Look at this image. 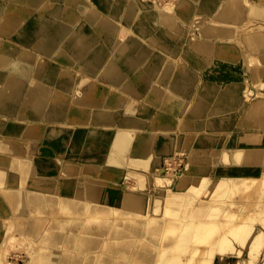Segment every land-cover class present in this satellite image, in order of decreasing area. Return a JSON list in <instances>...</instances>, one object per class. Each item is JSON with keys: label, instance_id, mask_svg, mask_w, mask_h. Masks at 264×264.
<instances>
[{"label": "bare ground", "instance_id": "obj_1", "mask_svg": "<svg viewBox=\"0 0 264 264\" xmlns=\"http://www.w3.org/2000/svg\"><path fill=\"white\" fill-rule=\"evenodd\" d=\"M263 18L264 9L249 7L246 0H0V35L20 45L19 49L7 43L0 45V191L16 199L22 197L26 206L34 209L55 207L77 214L101 213L103 219H108L114 210L107 201L110 187L89 184L95 183L93 173L106 180L111 173L122 174V170L111 168V160L117 156L124 162L130 157L133 163L136 158L143 159L136 165L151 174L149 183L153 185L181 183L185 176L169 173L170 167H160L164 156L171 157L168 160L184 156L185 150L178 148L171 137L173 122L168 115L185 111L186 101L178 94L189 99L195 90V75L181 70L175 59L189 46L194 52L208 54L209 63L219 60L226 67L238 62L241 42L250 51L264 48V31L240 37L236 36L238 28L243 29L248 20L252 25ZM226 37L231 41L225 42ZM190 48H186L187 52ZM165 51L172 52L171 56L177 52L173 61ZM262 73L255 70L253 76L260 77ZM240 88L229 73L215 74L201 92L213 104L206 113L235 109L242 99ZM126 103V108L121 107ZM257 107H264V99L256 103ZM202 109L198 103L192 112L200 115ZM162 110V126L157 120L149 122L147 116L144 118L145 114L155 116ZM263 123V118L254 116L241 119L239 125L248 131L242 130L237 147L222 154L228 157L232 150L263 146L252 153L262 158L257 164L261 167L258 176H247L240 167L229 169L210 184V189H203L200 197L190 191L183 193L188 200L178 202L171 212L159 210L152 195L147 200L145 192L117 198L119 204L128 202L133 206L145 202L140 209L150 206L160 213L150 222H134L138 215L131 213L122 214L126 218L115 225L110 219L101 220L88 232L85 251L95 252L105 239L113 238L112 252H126L128 257H138L145 264H234V258L242 252L248 259L255 247L249 243L242 247L245 249L238 247L240 230L258 238L264 233V223L240 221L254 212L264 218V195L255 203L241 198L239 193L259 187L258 194L264 191V142L248 144L251 138H264ZM157 132L160 138H150ZM97 148H102L104 159L90 157L98 152ZM197 156L194 152L192 157ZM106 159L108 164L100 166V161ZM156 161L159 171L151 168ZM249 166L252 164L244 167ZM83 194L91 200H82ZM156 195L159 194L153 196L155 199ZM91 202L95 206H89ZM253 203L258 207L250 209L248 204ZM3 204L0 201V217L5 219L0 221V264H13L1 248L13 237V229L8 228L15 216L11 212L2 214ZM217 204L224 209L218 223L212 222L213 213L206 211V207ZM163 218H168L167 223ZM48 226L47 220L33 221L24 235L36 243ZM54 228L60 231L54 233L52 246L63 245L70 251L78 240L80 223H63ZM167 229L176 234L170 236ZM145 242L151 246H145ZM181 250L193 254L183 256ZM202 252L205 253L201 255ZM31 254L32 263L23 257L34 264L40 256ZM47 259L48 264H86L85 260L87 264H113L112 258L84 259L65 254L63 249L55 250Z\"/></svg>", "mask_w": 264, "mask_h": 264}, {"label": "rangeland", "instance_id": "obj_2", "mask_svg": "<svg viewBox=\"0 0 264 264\" xmlns=\"http://www.w3.org/2000/svg\"><path fill=\"white\" fill-rule=\"evenodd\" d=\"M246 4L249 7L251 5L264 9V0H246ZM250 27L253 28L248 30L247 28ZM251 31H264V18L254 20L252 25L250 23V20H248L244 24L243 29L238 28L236 36L240 35V37H242ZM208 34H210V30L208 31ZM231 39L232 38L230 37H226L224 38V41L230 42ZM241 44L242 48H237L238 62H230L226 65V67L219 60L214 61V59H212V62L209 63L208 54L194 52L189 46L184 48L186 52H181V55L175 59L178 62L181 70L184 69L190 74L195 75V90L189 99H185L182 95L178 94L180 98L186 101L187 108L185 111H182V113H170L168 115L172 116L171 118L173 122V127H170L172 131V133H170L172 134L171 137L177 143L178 148L182 147L185 150L184 156H178L170 160H168L167 158L171 157L164 156L161 158L160 167L164 169H169L170 167L169 173L176 175L182 174L183 176H185V179H183V181L179 184L174 183L172 185L167 186L153 185L152 183H149V178L151 177V174H146L147 171L142 169L140 166L136 165L137 161L140 163L143 162V159L136 158L134 159V163L133 161H130L132 159V157L130 156L129 160H126L125 162L119 156H117L116 159H112V163L109 162L111 164V168L114 170H122V174L114 175L113 173H111L110 178L106 180L105 177L98 175L97 173H93L92 175L95 178V183L89 184H96V186L98 185L99 187H110V189H108L107 201L109 203V207L114 208V210L110 214V218H108L111 220V224L115 225L117 222L122 221L124 218H126V214L130 215L128 213L138 215L137 218H134V222H138V220L140 219L143 222H150L153 220V218L158 217L157 215L158 213H160V211L157 212L152 210L150 206L145 209H140L144 208L142 203L145 202L141 201L135 203V205L133 206L134 203L129 204L128 202L119 204L117 198H122L128 195H138L139 193L145 192L149 195L147 200H149L152 195L154 203L157 206L161 207V209L159 210H168L171 212L172 209L178 207V202H185L188 200L189 196L182 195L183 193H185L186 191H190L194 192L196 197H200L203 189H210V184L215 183V180H219L222 174L225 171H228L229 169H231L232 171L235 167H240V170L244 171V174L250 177L258 176V174L261 172V167H257V164L258 162L262 161V158H257L252 155V153L257 151V148L261 145H248L247 147H244L243 151L232 150L233 153H231V155L228 157L222 155L224 152L237 147V143H239L237 142V140L243 134V132H241L242 130L248 131V128H241L242 126L239 125L241 119L245 118L246 116H254L258 119H264V107H257V109H255L256 103L259 100L264 99V48H254V50L250 51L245 42H241ZM236 45L238 46V44ZM186 48H190L191 51L187 52L188 50H186ZM167 53L170 56L171 61H173V57L176 55L177 52L175 53V55L172 56L170 55L172 52ZM255 70L263 72L262 75L260 77H254L253 74ZM226 72L229 73V77L232 80H236V82L241 85L240 98L242 99L240 101V104H238L235 109L229 110L228 113L218 112L210 115L209 113H206V111L210 108H213V104L209 99L204 98L201 92L204 87H206L208 84H211V81L213 80L215 74L222 75ZM259 92H262L263 94ZM133 102L137 103L140 101L133 100ZM133 102L129 103L133 104ZM129 103H126L124 104V106L122 105L121 107L126 108ZM198 103L203 106L200 115L194 114L192 112V109ZM164 113V110H162L161 112L157 111L155 113V116H152L148 113L149 115L145 114L144 118H146L147 116L146 119L149 122L157 120L159 126H162L164 124H162V122L165 118ZM201 123H203L202 126L199 125ZM261 125H264V123ZM189 126L194 127L196 129H187L189 128ZM160 137L161 134L159 136L157 132V134H154V136L150 138L158 139ZM254 139L255 138H251L250 140H248V144L257 142L261 144L264 142V138L262 137L261 141ZM156 142L157 140L154 141V143ZM52 145L54 144L52 143ZM261 147L263 148V146ZM53 149L56 150V147H53ZM188 150H191L192 153H190ZM96 151L98 152L95 153V155H91V158L104 159V157H106V155L102 153V148H97ZM194 152H196V154L198 155L196 158L192 157ZM210 161L211 164L209 163ZM216 162L219 164V166H215ZM246 163H250L252 164V166H249V168L244 167ZM105 164H108L107 159L103 162L100 161V166ZM169 164L171 166H169ZM92 165L98 166V163H94ZM172 165L175 167L172 168ZM157 166L158 165L156 161V163H154L151 168L159 171V168H157ZM199 170H201L202 173H198ZM209 171H212L213 175H210ZM84 174L86 173H82V175ZM240 185H243V183H240ZM1 187L2 186L0 185V189ZM235 188L238 189V186H236ZM259 188H254L253 190H250V192H248V190H245L242 193H239V196L241 198L246 197V201L256 203L257 201H260L262 195H264V191H261L258 194V191L260 190ZM154 192L155 194H159L156 195L157 199L153 197L155 195ZM0 197L4 205L7 207L8 211L11 212L13 216H15L11 220V226H9L8 228L13 229L11 231L13 237L9 238L6 244L4 243L1 248L2 251L6 250L4 251V253H7L6 256L8 255V260L11 263L13 262V264L28 263L25 262V258L23 256L28 257V259H30L32 263L33 258L31 253H33L35 256H40V258L37 259L34 264H48L49 260L47 258L49 257V255H51V253L55 250L57 251L60 249H63V252L65 254H72L73 256H78L84 259H87L88 256L96 257L99 259H104L108 257L113 259V264H145L143 260L138 257H128V254L126 252H120L118 254L112 252L110 248L112 245L115 244V239L113 238L105 239L101 247L95 252L85 251L86 244L84 240L86 236H90L88 232H91L95 228V226L99 225V222L101 220H108L103 219L101 213L95 215H90V213L88 212L77 214L67 210L61 211V209H56L55 207H49L47 209H34L31 206H26V200H24L22 197L16 199L12 196L9 197V195L7 194H3L1 191ZM84 199L87 200L86 202H89L91 200L90 198L88 199V197H85V195L83 194L82 200ZM230 200H234V198H231ZM237 200L243 199L238 198ZM60 201L62 200L59 199L58 202ZM255 203L248 204L249 208H257L258 206ZM96 204L103 205V203ZM89 206L92 207L95 205L93 202H91ZM162 206L165 207L162 208ZM206 208L208 209L206 210L207 212L210 211L213 213V215L210 216V220L212 222L218 223V221L224 215V209L221 206H218V204L215 206L210 205ZM115 210H118L119 213L115 212ZM233 210L236 211V209ZM179 212H182L183 214V211H181V209L179 210ZM124 213L125 215H122ZM139 215L142 216V218ZM261 217L262 216L260 213L254 212L243 216V219H241L240 222L246 221L248 224H252L254 222L257 223V225H263L264 218L262 219ZM42 219L49 221V226L46 228L42 238L38 242L32 243V241H30V239H28L24 235L26 228L28 224L32 223L33 221H39ZM167 219L168 218H163L166 223ZM235 220L236 218H234V221ZM170 221L168 222V224L170 223ZM63 223H80V230L78 231L77 235L78 240L75 241V243L72 245V249L70 251H66V246H52L51 244L52 240L54 239V233L60 231V228L54 227L59 226V224ZM166 231L167 234L170 233V236L172 234V236L176 234V231L172 232L171 230L169 231V229H167ZM26 240L29 242H27ZM237 240H241L237 243V245H239L238 247H245L246 244L249 243L250 245H252V247H255V249L248 256V259L245 258L246 253L242 252L240 256L234 258V264H264V233H261L258 238H252L249 237V232L247 230L245 235L244 232L240 230V237H237ZM9 241L12 242L9 243ZM7 243L9 245H7ZM30 243L33 245H31ZM144 244L145 246H151L150 243L147 242H145ZM27 248L30 251L27 250ZM37 249H39V253ZM33 250L37 252L34 253ZM181 251V255L183 256H190L193 254L185 252L184 250ZM204 253L205 252H202L201 255H203ZM174 254L177 255L176 253ZM232 256L235 257L234 254H232ZM178 259L173 258L172 260L176 261ZM85 261L87 264L88 260ZM223 263L226 262L222 261V263L217 262L215 264Z\"/></svg>", "mask_w": 264, "mask_h": 264}, {"label": "crops", "instance_id": "obj_3", "mask_svg": "<svg viewBox=\"0 0 264 264\" xmlns=\"http://www.w3.org/2000/svg\"><path fill=\"white\" fill-rule=\"evenodd\" d=\"M125 3H127V2L125 1ZM97 5H99L102 8V6L98 2H97ZM120 19L123 20V17L120 16ZM99 41H100V43L103 44V40L102 39H100ZM4 43L11 44L12 47L17 48V49L20 48V45L18 43H16L13 39H10L6 35H0V45L4 46L3 45ZM44 59H45V61H47V57L46 56H44ZM0 201L3 203L1 197H0ZM9 213L10 212L8 211L7 207L3 204L2 205V214H9ZM4 220H5L4 217H0V221H4Z\"/></svg>", "mask_w": 264, "mask_h": 264}]
</instances>
